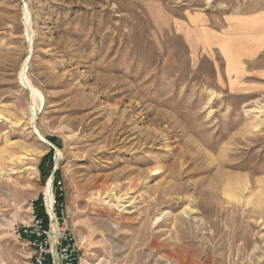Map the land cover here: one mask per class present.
I'll return each instance as SVG.
<instances>
[{
  "label": "rangeland",
  "instance_id": "obj_1",
  "mask_svg": "<svg viewBox=\"0 0 264 264\" xmlns=\"http://www.w3.org/2000/svg\"><path fill=\"white\" fill-rule=\"evenodd\" d=\"M50 178L89 264H264V0H0V264Z\"/></svg>",
  "mask_w": 264,
  "mask_h": 264
},
{
  "label": "built area",
  "instance_id": "obj_2",
  "mask_svg": "<svg viewBox=\"0 0 264 264\" xmlns=\"http://www.w3.org/2000/svg\"><path fill=\"white\" fill-rule=\"evenodd\" d=\"M61 183L53 181L54 199L48 204L45 196L29 204V220L17 223L15 235L28 251L29 264H85L84 252L69 222L62 195Z\"/></svg>",
  "mask_w": 264,
  "mask_h": 264
},
{
  "label": "bare ground",
  "instance_id": "obj_3",
  "mask_svg": "<svg viewBox=\"0 0 264 264\" xmlns=\"http://www.w3.org/2000/svg\"><path fill=\"white\" fill-rule=\"evenodd\" d=\"M41 137V136H40ZM43 141H46L43 137H41ZM59 154V153H58ZM60 155V154H59ZM59 157V156H58ZM54 189H53V178H50L47 182L45 188H44V196L46 198V201L48 204H51L54 199ZM85 264H89L87 261H85Z\"/></svg>",
  "mask_w": 264,
  "mask_h": 264
},
{
  "label": "trees",
  "instance_id": "obj_4",
  "mask_svg": "<svg viewBox=\"0 0 264 264\" xmlns=\"http://www.w3.org/2000/svg\"><path fill=\"white\" fill-rule=\"evenodd\" d=\"M49 156L50 155H47V156H45L44 157V161H47L48 160V158H49ZM48 174V172L47 173H44V176H46ZM57 193H58V195H57V201L58 202H64V196H63V194L62 195H59V192L57 191ZM39 204H41L42 203V199L41 198H39Z\"/></svg>",
  "mask_w": 264,
  "mask_h": 264
}]
</instances>
